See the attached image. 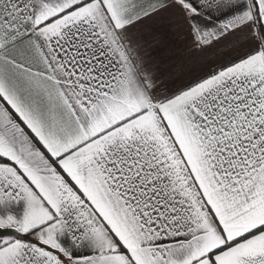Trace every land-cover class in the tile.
<instances>
[{"label":"snow or ice","instance_id":"1","mask_svg":"<svg viewBox=\"0 0 264 264\" xmlns=\"http://www.w3.org/2000/svg\"><path fill=\"white\" fill-rule=\"evenodd\" d=\"M0 264H264V0H0Z\"/></svg>","mask_w":264,"mask_h":264}]
</instances>
